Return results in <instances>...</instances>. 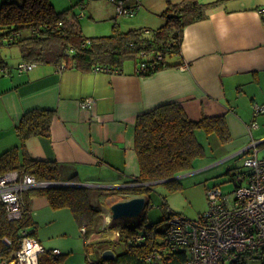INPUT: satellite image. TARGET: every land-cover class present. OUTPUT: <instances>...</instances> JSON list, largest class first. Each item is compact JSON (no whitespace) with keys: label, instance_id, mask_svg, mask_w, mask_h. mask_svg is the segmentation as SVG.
Listing matches in <instances>:
<instances>
[{"label":"crops","instance_id":"obj_1","mask_svg":"<svg viewBox=\"0 0 264 264\" xmlns=\"http://www.w3.org/2000/svg\"><path fill=\"white\" fill-rule=\"evenodd\" d=\"M181 1L138 0L136 13L125 16L132 18H120L125 19L123 24L114 20L121 30L160 26L164 22L162 12ZM136 2L126 0L125 4ZM113 12L111 9L110 15ZM181 35V55L169 60L182 63L150 74L136 73V63L122 65L116 72L74 66L60 69L49 63H37L23 72L8 63L0 67V154L16 147L20 155L56 161L62 181H79L92 187L91 192L128 186L139 173L133 147L137 117L161 104L178 101L194 120L224 116L229 138L222 142L217 134L205 133L208 146H203L204 156L195 160L198 171L206 169L200 177L203 181L218 180L228 170L242 169L243 149L251 137L260 141L256 154L264 156V111L253 115V104L264 102V0H219L207 10L206 17L187 23ZM87 97L94 100L92 107L80 108V100ZM32 109L54 111L50 134L21 141L16 125L22 114ZM253 119L258 127L250 133L248 124ZM96 196L93 201L98 200ZM29 200L30 224L26 228L47 249L39 255L38 263L61 264L70 255L72 248L62 250L53 237L61 235L67 240L74 223L82 247L93 254L92 258L87 256L88 264L105 260V249L115 254L122 251L115 249L122 244V237L113 234L120 227L111 211L104 212L107 204L97 218L96 229L85 235L70 208L54 209L44 195ZM67 209L71 215H64V220L69 227L58 224V212ZM53 248L60 250L57 256L51 253Z\"/></svg>","mask_w":264,"mask_h":264},{"label":"trees","instance_id":"obj_2","mask_svg":"<svg viewBox=\"0 0 264 264\" xmlns=\"http://www.w3.org/2000/svg\"><path fill=\"white\" fill-rule=\"evenodd\" d=\"M218 1L204 3L200 0H183L168 6L162 12L164 22L158 27L121 30L114 22L111 34L89 38L82 33L77 15L69 14V9L57 11L50 0H3L0 4V67L7 64L1 55V47L5 45H17L22 61L74 66L82 70L102 66L107 67L108 72H116L128 58L136 59L137 63L146 58L149 62L157 60L154 69L141 74H150L165 66L180 65L182 62L173 63L169 59L181 55V34L184 27L187 23L206 17L207 10ZM143 52L145 58L141 55ZM157 55H161V58L157 59ZM182 107L180 102L172 101L137 117L133 146L139 164V173L133 180L136 184L109 189L121 190L124 194L120 196L113 193L112 196L107 195L106 200L114 197L115 202L141 195L146 199L143 207L146 208L151 202L148 194L153 182L164 183L169 192L179 190L181 183L178 178L173 177L193 169L194 161L204 156V147L194 131L202 129L207 135L217 134L222 142L229 138L223 115L202 116L194 120ZM53 113L54 111L47 109L24 112L16 125L19 140L24 141L25 138L36 135H49ZM18 151L14 147L1 152L0 173L19 169L37 179L61 180L56 161L33 159L27 153L20 155ZM227 175L230 179L232 170H228ZM92 189L83 185L28 189L23 195L27 211L22 219L12 222L8 220L4 206L0 203V262L12 259L20 248L19 231L30 224L27 212L29 199L33 196H46L54 209L70 208L76 223L80 227L85 226V235L92 233L96 229L97 218L103 211V207L91 203L89 197ZM146 219V215H143L138 223L120 228V243L124 248L114 259L89 264H171L181 259L183 254L179 252L168 255L160 262L144 261V256L162 238L164 231L157 227L160 221ZM142 228L146 232L145 241L141 244H128L127 238ZM254 256L256 255L250 254L246 258ZM245 259L232 264H244Z\"/></svg>","mask_w":264,"mask_h":264},{"label":"built area","instance_id":"obj_3","mask_svg":"<svg viewBox=\"0 0 264 264\" xmlns=\"http://www.w3.org/2000/svg\"><path fill=\"white\" fill-rule=\"evenodd\" d=\"M119 16H133L138 7V0L133 5H126V0H109ZM142 57H146L143 52ZM161 55H157L160 59ZM157 60L147 58L136 64L135 71L140 74L154 69ZM36 62L20 61L16 65L18 72L33 69ZM185 66V64H182ZM64 66L61 65L60 69ZM98 71H106L107 67L98 66ZM2 70H5L4 68ZM92 98L80 100V108H91ZM264 111V102L253 104V115ZM258 127L255 119L248 124V130ZM251 136V134H250ZM260 141L251 137L243 149L242 169L232 171L230 179L234 183L232 190L224 192L218 185L206 188L207 209L195 218L174 212L167 207L166 228L162 238L154 243L152 250L144 256V261L160 262L174 253H182L183 257L171 264H224L225 261H239L248 255L262 257L264 253V156H258ZM133 182L131 185H135ZM58 185H81L74 180L49 181L41 180L19 169L0 173V203L3 204L8 220L17 221L27 211L23 201V193L32 188ZM128 185V186H131ZM81 231L85 233V226ZM21 246L12 259L0 264H38L39 255L47 249L34 237L32 231L23 228L19 231ZM113 234L121 237L116 229ZM146 239L145 229H139L127 238L128 244H141ZM53 255L59 249L51 250Z\"/></svg>","mask_w":264,"mask_h":264},{"label":"rangeland","instance_id":"obj_4","mask_svg":"<svg viewBox=\"0 0 264 264\" xmlns=\"http://www.w3.org/2000/svg\"><path fill=\"white\" fill-rule=\"evenodd\" d=\"M16 1L20 2L21 0ZM1 2H3V0H0V4ZM50 2L54 5L57 11L69 9V14L74 13L75 15H78L79 27L81 28L82 33L89 38L111 34L112 26L114 25L115 20H120L121 23L123 20H125L120 19L125 16L117 15L115 13V8L111 7L113 4H110L111 2L107 0H50ZM111 9H114L112 15H110ZM129 18L132 17H128L126 19ZM155 27L151 26L150 28ZM19 53L20 50L17 45H5L1 47V55L11 67L18 65V61L21 59ZM135 60L136 59L133 58L125 59L123 61V65L137 63ZM195 132L197 139L203 144V146H208L207 143L209 141L207 140L205 132H203V130H196ZM205 171L206 169L198 171L196 168V162L194 161L193 169L185 172L184 176L183 174H179L180 176L178 179L181 183V188L173 192H169L164 183L153 182L151 184V190L148 194L151 199L149 206L143 208L140 214L137 216H123L114 219L113 221H115L116 225L121 228L126 225L131 226L138 223L140 221L139 219H141L143 215H146V220L148 221H160L157 225L158 229L165 230L167 222L163 218H165L167 215V207H171L174 212L183 214L187 218H195L199 213H202L207 209V187L218 185V187H220L224 192H228L234 187V183L231 180H228L229 177L227 175L219 176L218 180H216L217 178L214 180H207L208 183L207 181H203L200 179V177L202 174L206 173ZM109 189L106 190L108 191L106 193L100 188H95L93 192H90L89 197L93 201L94 198L92 197L97 195L96 198L98 200L93 201V203L100 207H103V205L107 204V207L103 209L105 213L110 211L109 208L114 202V197H108L106 200L104 196H109L111 194L113 195V193H116L120 196L124 194L121 190ZM164 199H166L167 205L164 204ZM58 213H60V223L58 224L69 227L70 223H67V221L64 220L66 218L64 215H71L69 209L63 210V212L60 211ZM74 222L75 220H73V223ZM69 228L70 230L68 231L69 233L67 235V240H64L65 238H63L61 235H56L53 237V239L59 243V248H62V250H68L67 248H72L73 250L70 255H67L64 259H62L61 264H88L86 258L87 256L92 258L93 254L91 251L86 253L85 248L82 247L83 240L79 235H77L78 233L76 224L74 223V226H70ZM50 246L54 247L53 245ZM123 248L124 245L121 244L115 249L117 252H119ZM224 264H232V262L225 261ZM244 264H264V253L262 254V257L254 256L246 258Z\"/></svg>","mask_w":264,"mask_h":264},{"label":"water","instance_id":"obj_5","mask_svg":"<svg viewBox=\"0 0 264 264\" xmlns=\"http://www.w3.org/2000/svg\"><path fill=\"white\" fill-rule=\"evenodd\" d=\"M181 175V174H180ZM180 175H176L173 178H178ZM160 182V181H156ZM81 185H84L81 183ZM146 199L144 196L136 195L128 199L115 201L110 205L111 217L117 219L123 216H137L145 206ZM116 257L115 252L112 249H105L102 252L103 259H114Z\"/></svg>","mask_w":264,"mask_h":264}]
</instances>
